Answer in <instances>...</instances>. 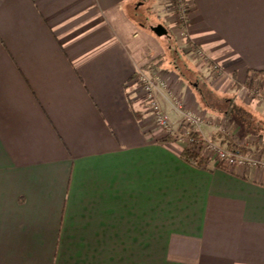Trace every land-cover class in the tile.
<instances>
[{
	"label": "crops",
	"instance_id": "1",
	"mask_svg": "<svg viewBox=\"0 0 264 264\" xmlns=\"http://www.w3.org/2000/svg\"><path fill=\"white\" fill-rule=\"evenodd\" d=\"M145 2L0 0V264H264V168L188 164L131 101L140 69L179 80ZM187 2L215 90L264 75V0Z\"/></svg>",
	"mask_w": 264,
	"mask_h": 264
},
{
	"label": "rangeland",
	"instance_id": "2",
	"mask_svg": "<svg viewBox=\"0 0 264 264\" xmlns=\"http://www.w3.org/2000/svg\"><path fill=\"white\" fill-rule=\"evenodd\" d=\"M145 3L146 8H150V6L153 5L158 7L152 12L154 23H157L156 20L161 10L160 7H162L163 10H166V14H168L163 18V21H159L160 24L168 29V35L158 36L155 32L153 33L158 39L164 41L166 48L168 49L167 51L169 52V54L166 55L167 58H165L164 55L162 56L164 57L161 61L162 67L170 68L175 72L177 70V75L179 76L177 82L173 80V82L171 81V85L169 83L167 97H164L170 102V110L179 114L176 119L175 117L171 118L169 114L164 111L160 100H158L159 95L165 96V94L162 93L163 90L158 89L154 96L159 105V111L162 113L163 118L168 122V126L166 127L157 122V112L154 107H152L153 103L150 96L146 94L143 86L138 83V76L136 77L135 83L137 86L132 87L133 94H131L133 98L131 101L139 103V107H141V109L143 108V115L147 116L146 123H148L153 129H156L161 137L173 136L177 138L176 143H174L177 148L199 150L205 155V157L210 160H215L216 162H218L219 156L218 149H224L228 152L233 151V148H229L227 144H221V140L224 138L232 139L233 142L238 145V148L245 147V149H247L246 154L254 159H258L257 156L250 152V149L254 150L258 148L259 143L264 145V141L262 142V138L260 137L262 131H259L258 129L261 125L260 123L262 119L251 110V106H247L246 102H264V75L261 73L256 74L258 76L254 75L253 80L255 79L257 81L254 83L250 81V88H244V91L240 88L242 85L236 83L234 85L235 90L230 92L227 97L223 96L221 92L215 90L216 85H219V82L225 76L223 71L220 68L215 67L214 70L210 71V74H206V71L205 69L203 70V68H207L205 65L208 64L209 66L211 64L209 57L205 55L203 50L196 48L194 44H185V42H181L182 40L187 41L188 39L186 32V25L188 23V15H186V13L188 12L185 13L184 18V10L181 13V7H185L186 9L190 7L187 0H162V5L160 7L158 6V3H160L159 0H147ZM144 21L143 16L138 17V22L143 23ZM182 38H185L186 40ZM183 48L189 53L187 54V51H183ZM178 52L181 56L176 54ZM199 66H202V69ZM154 68L162 79L169 75L167 72H161L159 67L154 66ZM228 79L231 80L230 77H228ZM184 85L195 89V94L198 96L196 100L199 103L195 108L187 107L182 98V89L180 88H183ZM195 85H197V87H195ZM134 92L137 94L135 97ZM229 104H236L239 107H244L246 112L243 111V114H237L233 120L225 119L224 114ZM186 111H190L188 114L192 117L194 115L197 118L200 116L203 121L200 123L201 131L199 133L194 131L196 124L188 121ZM247 111L250 113V116L246 114L248 113ZM191 133H197V135L193 136ZM210 145H214L215 149L212 146L210 147Z\"/></svg>",
	"mask_w": 264,
	"mask_h": 264
},
{
	"label": "built area",
	"instance_id": "3",
	"mask_svg": "<svg viewBox=\"0 0 264 264\" xmlns=\"http://www.w3.org/2000/svg\"><path fill=\"white\" fill-rule=\"evenodd\" d=\"M184 10V11H183ZM183 11V18L185 17V13L190 11V7L187 9L184 7H181V13ZM180 13V14H181ZM188 15V13H186ZM188 17V16H187ZM138 83L143 86V88L146 91V94L150 96V99L153 103V106L155 111L157 112L158 120L157 122L161 124L162 126H168L167 120H165L162 116V113L159 111V105L157 104L154 96L158 89L168 91V84L162 79L158 72L155 70L154 67H151L147 70L140 69L138 71ZM157 84V85H156ZM160 91V90H159ZM187 118L189 122H192L196 124V127L194 128L195 132L201 131V124L203 121L201 120L200 116L198 118L194 115L193 117L188 114L190 111H186ZM214 147V145H210V147ZM219 156H218V163H223L227 167L232 166H247L250 168H257V167H263L264 168V159L258 160L250 157L248 154H244L240 152V150H235L232 152H228L224 149H218Z\"/></svg>",
	"mask_w": 264,
	"mask_h": 264
},
{
	"label": "trees",
	"instance_id": "4",
	"mask_svg": "<svg viewBox=\"0 0 264 264\" xmlns=\"http://www.w3.org/2000/svg\"><path fill=\"white\" fill-rule=\"evenodd\" d=\"M257 74H260V73H257ZM256 76H258V75H256ZM251 82L254 83L255 79L253 80V78H252ZM240 107L236 104H229L227 106L226 112L224 114V118L233 120L234 117L237 116V114H239V113L243 114V111L246 112L245 111L246 109L244 107H241V108ZM135 114L137 115L138 118H141V112L139 110H136ZM246 114L248 116H250L249 112ZM260 124H261L260 127H258L259 131L264 132V121H261ZM191 134L193 136L197 135V133H191ZM160 141L163 143H173L174 144V143H176L177 138H175L173 136H168V137H163ZM221 144H227L229 148H231V147L233 148V151L240 150V152H242L244 154L247 153V149H245V147L238 148V145H236V143H234L232 139L224 138L221 140ZM180 157L185 162H187L188 164H190L196 168H199V169H206L208 166V163H209L208 158L205 157V155H203L199 150L197 151V150H191L189 148H183V149L181 148ZM218 167H220L222 169H226V170L228 169V167L226 165H224L223 163H218Z\"/></svg>",
	"mask_w": 264,
	"mask_h": 264
},
{
	"label": "water",
	"instance_id": "5",
	"mask_svg": "<svg viewBox=\"0 0 264 264\" xmlns=\"http://www.w3.org/2000/svg\"><path fill=\"white\" fill-rule=\"evenodd\" d=\"M152 29L158 36L168 35V29L162 24L154 26Z\"/></svg>",
	"mask_w": 264,
	"mask_h": 264
}]
</instances>
